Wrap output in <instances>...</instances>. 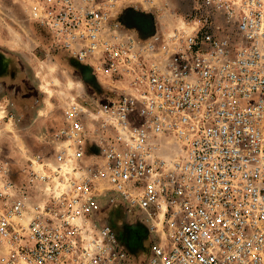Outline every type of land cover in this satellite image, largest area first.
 <instances>
[{"label":"built area","instance_id":"built-area-1","mask_svg":"<svg viewBox=\"0 0 264 264\" xmlns=\"http://www.w3.org/2000/svg\"><path fill=\"white\" fill-rule=\"evenodd\" d=\"M143 4L146 30L120 0L34 1L53 47L119 91L73 101L16 177L0 138V264H132L122 211L165 236L148 264H264V0Z\"/></svg>","mask_w":264,"mask_h":264},{"label":"rangeland","instance_id":"rangeland-1","mask_svg":"<svg viewBox=\"0 0 264 264\" xmlns=\"http://www.w3.org/2000/svg\"><path fill=\"white\" fill-rule=\"evenodd\" d=\"M35 0H0V138L2 154L21 167L35 153L52 151L59 120L73 103L105 102L118 96V87L106 77L82 68L52 45L49 33L32 19ZM167 1L177 9L181 0ZM120 7L154 8L143 0H120ZM90 68V67H89ZM73 83V88L71 87ZM13 115L12 120L10 119ZM116 229L134 264H148L154 242L164 243L161 232L150 233L125 212H117Z\"/></svg>","mask_w":264,"mask_h":264},{"label":"flooded vegetation","instance_id":"flooded-vegetation-1","mask_svg":"<svg viewBox=\"0 0 264 264\" xmlns=\"http://www.w3.org/2000/svg\"><path fill=\"white\" fill-rule=\"evenodd\" d=\"M122 20L130 26H138L141 29L146 30V27L152 21V16L148 14L140 13L138 11H134L131 8H129V9H125L122 12Z\"/></svg>","mask_w":264,"mask_h":264},{"label":"crops","instance_id":"crops-1","mask_svg":"<svg viewBox=\"0 0 264 264\" xmlns=\"http://www.w3.org/2000/svg\"><path fill=\"white\" fill-rule=\"evenodd\" d=\"M150 25L148 24V26L146 27V29L149 27ZM151 28H152V25H151ZM67 56V55H66ZM68 58H70L69 56H67ZM71 59V58H70ZM73 60V59H72ZM75 61V60H74ZM79 66H81L82 68H88L89 70H92L91 68H89V67H87V66H85V65H83V64H80V63H78L77 61H75ZM65 121V119H64V113H63V117H61V120H59V125L61 124V126L59 127V129L58 130H60L61 128H63L64 127V122ZM57 130V131H58ZM56 131V132H57ZM128 248V247H127ZM129 249V248H128ZM129 252L131 253V251L129 250ZM131 257H132V264H134V258H133V256H132V254H131Z\"/></svg>","mask_w":264,"mask_h":264},{"label":"bare ground","instance_id":"bare-ground-1","mask_svg":"<svg viewBox=\"0 0 264 264\" xmlns=\"http://www.w3.org/2000/svg\"><path fill=\"white\" fill-rule=\"evenodd\" d=\"M71 87L73 88V83H72Z\"/></svg>","mask_w":264,"mask_h":264}]
</instances>
